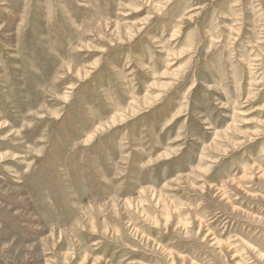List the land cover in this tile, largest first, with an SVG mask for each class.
<instances>
[{
  "label": "rangeland",
  "instance_id": "1",
  "mask_svg": "<svg viewBox=\"0 0 264 264\" xmlns=\"http://www.w3.org/2000/svg\"><path fill=\"white\" fill-rule=\"evenodd\" d=\"M0 264H264V0H0Z\"/></svg>",
  "mask_w": 264,
  "mask_h": 264
}]
</instances>
